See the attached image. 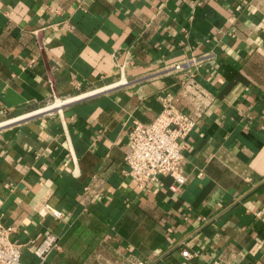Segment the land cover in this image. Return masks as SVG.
<instances>
[{
	"label": "crops",
	"instance_id": "crops-1",
	"mask_svg": "<svg viewBox=\"0 0 264 264\" xmlns=\"http://www.w3.org/2000/svg\"><path fill=\"white\" fill-rule=\"evenodd\" d=\"M163 96L195 122L178 194L124 162ZM0 223L56 234L41 264H264V0H0Z\"/></svg>",
	"mask_w": 264,
	"mask_h": 264
},
{
	"label": "built area",
	"instance_id": "built-area-1",
	"mask_svg": "<svg viewBox=\"0 0 264 264\" xmlns=\"http://www.w3.org/2000/svg\"><path fill=\"white\" fill-rule=\"evenodd\" d=\"M211 55L200 57L189 56L180 59L170 66L174 72L187 73L194 77L199 68ZM161 112L148 125L133 120L128 130V149L124 155L127 165L126 174L134 180L139 189L159 182L161 176L171 178L168 188L173 194H178L186 182V175L181 168L185 141L192 131L195 122L185 112L177 109L168 96L160 97ZM54 217H61L57 209L46 206ZM14 232L12 226L0 223V264H26L22 261V252L27 248L40 264L47 255L59 250V238L56 234L47 232L36 243L20 244L10 239ZM182 256L188 257L187 251ZM141 264V263H140ZM210 264H224L221 261H212Z\"/></svg>",
	"mask_w": 264,
	"mask_h": 264
},
{
	"label": "bare ground",
	"instance_id": "bare-ground-1",
	"mask_svg": "<svg viewBox=\"0 0 264 264\" xmlns=\"http://www.w3.org/2000/svg\"><path fill=\"white\" fill-rule=\"evenodd\" d=\"M52 106V105H51ZM56 106H59V105H53L51 108H54V107H56ZM48 110H49V107H48Z\"/></svg>",
	"mask_w": 264,
	"mask_h": 264
},
{
	"label": "rangeland",
	"instance_id": "rangeland-1",
	"mask_svg": "<svg viewBox=\"0 0 264 264\" xmlns=\"http://www.w3.org/2000/svg\"><path fill=\"white\" fill-rule=\"evenodd\" d=\"M48 107L51 108V107H52L51 104H49ZM47 109H48V108H47Z\"/></svg>",
	"mask_w": 264,
	"mask_h": 264
}]
</instances>
